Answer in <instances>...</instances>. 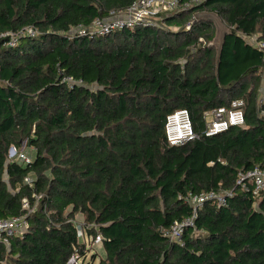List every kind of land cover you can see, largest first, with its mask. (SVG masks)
Returning <instances> with one entry per match:
<instances>
[{
    "label": "trees",
    "instance_id": "obj_1",
    "mask_svg": "<svg viewBox=\"0 0 264 264\" xmlns=\"http://www.w3.org/2000/svg\"><path fill=\"white\" fill-rule=\"evenodd\" d=\"M133 2L0 0V218L29 224L0 243V264L86 257L78 214L102 236L99 264H264V192L238 184L264 172V0H204L107 38L70 35ZM204 12L228 29L218 50L215 25L194 18ZM30 28L38 36L9 46ZM237 99L245 127L207 137L205 114ZM180 110L199 137L171 146L167 118ZM25 147L27 166L10 158ZM210 193L233 195L205 203L183 245L172 239L193 216L186 198Z\"/></svg>",
    "mask_w": 264,
    "mask_h": 264
},
{
    "label": "built area",
    "instance_id": "obj_2",
    "mask_svg": "<svg viewBox=\"0 0 264 264\" xmlns=\"http://www.w3.org/2000/svg\"><path fill=\"white\" fill-rule=\"evenodd\" d=\"M204 0H134L132 5L125 11L119 14H112L107 18H98L92 25L87 28H79L77 31H71L70 35L74 36L79 33L88 38L103 39L118 32L126 30H135L139 27H147L156 25L164 17L176 14L181 11L194 9L203 4ZM8 36V35H4ZM11 41L9 46L15 47L18 40L23 37L35 38L38 32L35 29H24L23 31L14 34H9ZM252 44L261 47L255 40H250ZM264 77V74H263ZM71 82V79H67ZM264 101V97L260 100ZM245 108L246 102L243 99H237L231 102L229 107H220L214 111L205 114L206 130L204 134L207 137H213L218 134L227 132L232 127H245ZM167 141L171 146H183L186 143L197 139L199 136L195 133L190 114L186 110H180L168 116L166 124ZM15 151V150H14ZM10 158H15L24 165L31 163V158L24 152L13 155L10 151ZM32 178L26 180L30 183ZM238 184L243 189H248L249 185L253 186V194L259 197L264 192V172L259 168L240 174ZM231 193H210L193 195L190 194L186 198V202L190 204L193 209V216L181 223H176L170 230L169 236L182 243V235L185 228L194 227L196 217L199 211L207 202H214L219 207L227 205V198L231 197ZM24 209L28 211V215L33 213L35 209H31L28 202L24 201ZM29 228L27 216H19L8 219L0 218V243L5 246H10V241L14 238H22ZM97 242L102 241V236L96 237ZM183 245V243H182ZM79 253L76 250L71 256L68 264H82Z\"/></svg>",
    "mask_w": 264,
    "mask_h": 264
},
{
    "label": "rangeland",
    "instance_id": "obj_3",
    "mask_svg": "<svg viewBox=\"0 0 264 264\" xmlns=\"http://www.w3.org/2000/svg\"><path fill=\"white\" fill-rule=\"evenodd\" d=\"M194 18L198 21L200 20L212 21V23L215 25L216 28V37L213 44L215 45L216 50H218L220 48L225 33H227L228 31L225 23L215 14L207 13V12L196 15ZM263 97H264V82L262 83L261 86V94L259 100H261ZM23 152L28 154V156L30 157L35 156V151L33 149L25 147ZM75 224L78 226L79 229L80 242L82 244H85V248H86V257L84 258L81 257L83 261L82 264H99V258L97 256L104 257V250L102 248V243L97 242L96 239H93L94 236L88 235V229L97 232L96 226L91 224L86 226L85 217L81 214L76 215Z\"/></svg>",
    "mask_w": 264,
    "mask_h": 264
},
{
    "label": "water",
    "instance_id": "obj_4",
    "mask_svg": "<svg viewBox=\"0 0 264 264\" xmlns=\"http://www.w3.org/2000/svg\"><path fill=\"white\" fill-rule=\"evenodd\" d=\"M11 153L14 155L15 154V151H14V149H11Z\"/></svg>",
    "mask_w": 264,
    "mask_h": 264
},
{
    "label": "crops",
    "instance_id": "obj_5",
    "mask_svg": "<svg viewBox=\"0 0 264 264\" xmlns=\"http://www.w3.org/2000/svg\"><path fill=\"white\" fill-rule=\"evenodd\" d=\"M263 82H264V77H263Z\"/></svg>",
    "mask_w": 264,
    "mask_h": 264
}]
</instances>
